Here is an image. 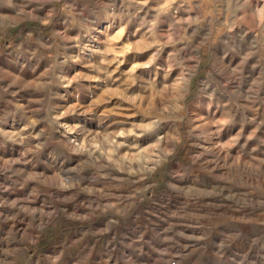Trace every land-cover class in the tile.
Returning a JSON list of instances; mask_svg holds the SVG:
<instances>
[{
  "label": "rangeland",
  "instance_id": "374dc122",
  "mask_svg": "<svg viewBox=\"0 0 264 264\" xmlns=\"http://www.w3.org/2000/svg\"><path fill=\"white\" fill-rule=\"evenodd\" d=\"M264 264V0H0V264Z\"/></svg>",
  "mask_w": 264,
  "mask_h": 264
},
{
  "label": "built area",
  "instance_id": "2783aa9c",
  "mask_svg": "<svg viewBox=\"0 0 264 264\" xmlns=\"http://www.w3.org/2000/svg\"><path fill=\"white\" fill-rule=\"evenodd\" d=\"M171 264H175V261H173Z\"/></svg>",
  "mask_w": 264,
  "mask_h": 264
}]
</instances>
